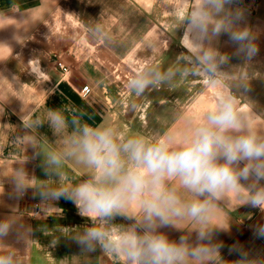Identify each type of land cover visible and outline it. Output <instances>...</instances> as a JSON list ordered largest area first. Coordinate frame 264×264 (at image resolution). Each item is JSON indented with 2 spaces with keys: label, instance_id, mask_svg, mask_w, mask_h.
<instances>
[{
  "label": "clouds",
  "instance_id": "9594fccd",
  "mask_svg": "<svg viewBox=\"0 0 264 264\" xmlns=\"http://www.w3.org/2000/svg\"><path fill=\"white\" fill-rule=\"evenodd\" d=\"M236 2L176 0L167 5L176 29H185L181 43L187 52L164 68L142 65L126 82V89L137 98L165 85L172 87L178 79H201L216 90L213 105L187 116L182 139L172 131L147 138L112 123L93 127L71 107L47 108L43 115L30 110L21 120L31 134L18 136L13 143L31 137L25 146L42 155L48 178H30L22 165L10 174L16 197L32 188L41 198L42 210L57 209L58 214L62 210L54 208L53 201L63 198L73 203L91 225L58 231L85 252L99 247L123 264H224L223 245L213 242V236L216 229L229 227L230 219H222L225 210L236 201L238 206L264 211V125L256 123L260 115L254 107L250 111L240 107L245 97L240 90L249 89L250 76L240 71L246 67L223 71L230 57L213 46L222 34H229L236 56L246 62L256 56V37L248 27L239 26L244 13L231 7ZM180 13L182 20L177 19ZM87 31L94 41L110 40L100 19ZM45 123L55 142L39 134ZM27 160L25 155L23 164ZM76 167L87 170L86 179L73 178L70 169ZM116 217L132 223L116 224ZM14 226L23 229L18 236L29 245L31 229L20 223L19 215L0 221V241ZM168 227L184 234L178 241L170 240L160 231ZM256 234L264 238V226H258ZM232 251L242 257L235 264H264L248 260L238 248ZM0 264H18L16 253L0 249Z\"/></svg>",
  "mask_w": 264,
  "mask_h": 264
},
{
  "label": "crops",
  "instance_id": "0c3cea01",
  "mask_svg": "<svg viewBox=\"0 0 264 264\" xmlns=\"http://www.w3.org/2000/svg\"><path fill=\"white\" fill-rule=\"evenodd\" d=\"M174 1L0 0V221L19 215L20 223L31 229L32 240L26 245L18 236L23 229L14 226L0 241V249L15 252L18 264H123L122 259L103 254L99 247L94 252H85L77 242L58 231L60 227L82 229L91 225L70 201L61 198L52 202L54 208L62 210L59 214L57 209H47L39 217L30 216L32 202L42 204L41 198L32 188L17 198L10 174L23 165L30 178L48 177L42 155H37L31 145L25 146L31 137L15 143L13 140L31 134L23 127L22 115L30 110L43 115L47 108L61 107L76 109L83 122L93 127L112 123L126 133H139L147 138L172 131L178 140L182 139L187 116H196L213 105L215 89H209L204 99L185 107V80L178 79L172 87L146 91L145 103L134 104L118 98L119 86L115 81L117 72L125 78L133 75L136 71L133 65L153 63L164 68L174 65L183 53L178 50L184 51L180 33L177 32L176 40L170 38L172 22L166 6ZM231 7L243 10L244 20L239 26L248 27L255 35L258 52L250 62L236 56V46L229 34H222L213 46L230 57L222 66L223 71L246 67L240 71H248L249 89L240 90L245 96L240 107L245 111L254 107L253 111L260 115L256 123L264 125V0H237ZM167 10H171L170 6ZM59 11L73 23H59ZM99 19L109 33L107 43L89 38L88 26ZM58 62L64 63L70 72L63 73ZM85 88L89 89L87 95L82 93ZM38 132L49 142H55L56 136L47 123ZM25 155L28 160L23 164ZM70 173L75 180L87 178V170L81 167L70 169ZM261 184L264 185V180ZM237 206L234 201L233 207L222 214L223 220L230 219L229 227L216 229L213 242L223 245L224 264L242 259L232 251L234 248L245 252L250 261L264 262V238L256 234L257 227L264 226V212L255 215L257 208ZM113 222L132 223L122 217ZM160 231L176 241L184 234L172 227ZM195 236L193 232V241Z\"/></svg>",
  "mask_w": 264,
  "mask_h": 264
},
{
  "label": "rangeland",
  "instance_id": "374dc122",
  "mask_svg": "<svg viewBox=\"0 0 264 264\" xmlns=\"http://www.w3.org/2000/svg\"><path fill=\"white\" fill-rule=\"evenodd\" d=\"M174 2H173V4H175ZM177 19L182 20L183 19V13H180L178 15ZM58 22L62 23V24H64V23L72 24L73 23V21L71 19L66 17V15L62 14L60 11L58 14ZM170 31H171L170 32V36H171L170 38H174L176 40L179 33H180L179 38L183 37L185 29L183 26L176 29V25L172 23V25H170ZM173 31H176V32L173 33ZM177 32H179V33L177 34ZM178 50H180V52H183L182 54L187 52V50L185 48H184V51H183V49H178ZM142 65H145V63H138L137 65H133L134 66L133 68L135 70H137ZM129 77H130L129 74H128V77L125 78V75L120 74L119 72H117V74L115 75V81L119 86L118 98H121L123 103H130L131 101L134 104L135 103H138V104L145 103V101L147 99L146 96L134 98V96L126 89L125 85H126V82H127ZM166 86L167 85H165L164 87H166ZM185 87L187 89L186 90L187 95L185 97V100L183 101V104L185 105V107H189L190 105H193V103L197 100L204 99L202 97H205V95L207 93H209L211 89H213L211 87H206L204 82L201 79H197V78L186 79L185 80ZM189 90H192V91L190 92ZM201 94L203 96H201ZM133 98H134V100H133Z\"/></svg>",
  "mask_w": 264,
  "mask_h": 264
},
{
  "label": "built area",
  "instance_id": "2783aa9c",
  "mask_svg": "<svg viewBox=\"0 0 264 264\" xmlns=\"http://www.w3.org/2000/svg\"><path fill=\"white\" fill-rule=\"evenodd\" d=\"M57 66L63 71V73L67 74L70 72L69 68L62 62H58ZM82 93L87 95L89 93V89L85 88ZM42 204L39 201H33L32 202V210L30 211V216L31 217H39L42 214ZM264 211H261L259 208H257V213H254L255 215H258ZM252 214V215H254Z\"/></svg>",
  "mask_w": 264,
  "mask_h": 264
}]
</instances>
